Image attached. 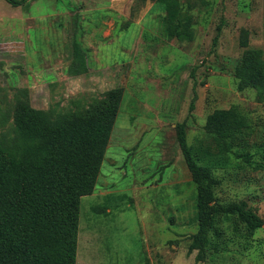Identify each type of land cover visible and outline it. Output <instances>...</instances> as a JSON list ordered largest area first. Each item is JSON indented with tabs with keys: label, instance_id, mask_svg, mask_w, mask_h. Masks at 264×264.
I'll return each instance as SVG.
<instances>
[{
	"label": "rangeland",
	"instance_id": "1",
	"mask_svg": "<svg viewBox=\"0 0 264 264\" xmlns=\"http://www.w3.org/2000/svg\"><path fill=\"white\" fill-rule=\"evenodd\" d=\"M172 8L170 19L156 0H0L1 144L16 138L20 105L54 117L91 113L120 92L96 187L80 200L76 264H264V170L239 160L214 171L215 201L245 203L262 227L251 232L222 217L201 259L190 251L196 186L176 129L185 122L188 144L214 147L207 117L237 107L259 162L264 91H238L235 70L242 42L264 60V0H178ZM74 42L82 73L73 71Z\"/></svg>",
	"mask_w": 264,
	"mask_h": 264
},
{
	"label": "trees",
	"instance_id": "2",
	"mask_svg": "<svg viewBox=\"0 0 264 264\" xmlns=\"http://www.w3.org/2000/svg\"><path fill=\"white\" fill-rule=\"evenodd\" d=\"M17 7L29 0H6ZM173 19L178 0H156ZM172 5L170 6L169 3ZM236 70V87L264 91L261 51L247 48ZM75 73L86 71L84 52L72 45ZM78 64V65H77ZM120 92L111 94L91 113L52 116L20 105L15 114L16 138L0 143V264H76L79 208L82 197L92 195L115 126ZM195 97L190 104L194 108ZM177 141L192 183L196 186L198 229L190 251L197 260L219 220L235 219L248 231L262 227L260 217L245 203L218 204L214 188L216 170L239 168L238 160L264 170V154L252 159L246 136L250 123L237 107L215 110L206 119V131L215 146L188 144L185 122L176 126ZM237 147H240L237 150ZM108 205L93 210L103 212Z\"/></svg>",
	"mask_w": 264,
	"mask_h": 264
}]
</instances>
